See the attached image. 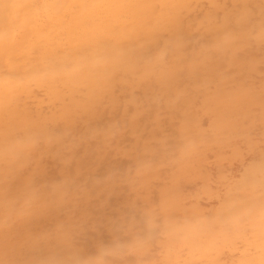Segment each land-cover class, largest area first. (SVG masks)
I'll use <instances>...</instances> for the list:
<instances>
[{"label": "clouds", "instance_id": "9594fccd", "mask_svg": "<svg viewBox=\"0 0 264 264\" xmlns=\"http://www.w3.org/2000/svg\"><path fill=\"white\" fill-rule=\"evenodd\" d=\"M204 3L25 0L74 16L0 64V264H264V174L223 167L264 82L245 94Z\"/></svg>", "mask_w": 264, "mask_h": 264}, {"label": "rangeland", "instance_id": "374dc122", "mask_svg": "<svg viewBox=\"0 0 264 264\" xmlns=\"http://www.w3.org/2000/svg\"><path fill=\"white\" fill-rule=\"evenodd\" d=\"M203 7L211 10L218 20L227 21L225 29L219 33L210 32L209 38L218 36L222 42H227L232 36L239 37L229 49L224 66L227 67L231 61L230 74L237 81L243 82L245 94L258 95L260 85L264 82V43L259 39L264 27V0H205ZM8 8L0 11V33L10 27ZM40 14V21L44 23V13L41 11ZM204 18L205 12L193 13L190 17L192 27H198ZM7 54L5 44L0 49V64L6 65ZM239 135L243 152L236 153L230 149L225 152L230 157L223 165L227 177L225 183L237 182L250 187L264 174V123L261 122L258 107L253 108L247 115L246 124ZM18 185L19 181L13 182L8 191L15 194ZM161 186L162 181H155V189ZM7 239L15 244L18 237L12 234Z\"/></svg>", "mask_w": 264, "mask_h": 264}, {"label": "bare ground", "instance_id": "6f19581e", "mask_svg": "<svg viewBox=\"0 0 264 264\" xmlns=\"http://www.w3.org/2000/svg\"><path fill=\"white\" fill-rule=\"evenodd\" d=\"M9 4L10 27L0 33V49L7 48L6 66H16L21 61L34 58L43 50L46 35L73 21L74 14L67 12H43L45 22L40 20V10L25 6V0H0ZM251 10V7H250Z\"/></svg>", "mask_w": 264, "mask_h": 264}]
</instances>
